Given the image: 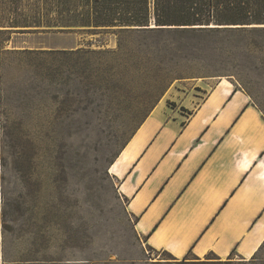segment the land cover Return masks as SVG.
Segmentation results:
<instances>
[{
	"label": "rangeland",
	"instance_id": "rangeland-1",
	"mask_svg": "<svg viewBox=\"0 0 264 264\" xmlns=\"http://www.w3.org/2000/svg\"><path fill=\"white\" fill-rule=\"evenodd\" d=\"M99 31L0 34V264H227L146 245L117 192L115 159L156 104L166 118L185 114L184 102L218 80L245 91L264 116V50L225 68L230 75L199 70L163 91L171 65L94 53L116 47L112 30ZM231 256L229 264H264V242L253 259Z\"/></svg>",
	"mask_w": 264,
	"mask_h": 264
},
{
	"label": "crops",
	"instance_id": "crops-1",
	"mask_svg": "<svg viewBox=\"0 0 264 264\" xmlns=\"http://www.w3.org/2000/svg\"><path fill=\"white\" fill-rule=\"evenodd\" d=\"M184 105L144 119L115 159L117 192L152 249L249 259L264 242V116L226 80Z\"/></svg>",
	"mask_w": 264,
	"mask_h": 264
},
{
	"label": "trees",
	"instance_id": "trees-1",
	"mask_svg": "<svg viewBox=\"0 0 264 264\" xmlns=\"http://www.w3.org/2000/svg\"><path fill=\"white\" fill-rule=\"evenodd\" d=\"M0 11L6 21L0 34L3 29L11 34L53 28L112 30L116 47L92 52L111 57L124 50L127 55L144 53L159 66L171 65L163 74V91L173 80L199 70L209 76L230 75L232 68L264 50L257 40L264 37V0H0ZM135 38L137 45H126ZM233 254L225 261L214 256L215 262L232 263ZM201 262L210 261L206 257Z\"/></svg>",
	"mask_w": 264,
	"mask_h": 264
}]
</instances>
